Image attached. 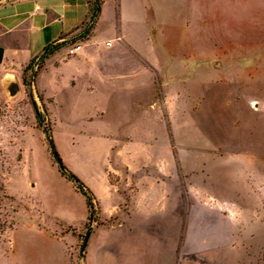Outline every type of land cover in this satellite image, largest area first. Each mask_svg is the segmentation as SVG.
I'll return each instance as SVG.
<instances>
[{"label": "rangeland", "instance_id": "374dc122", "mask_svg": "<svg viewBox=\"0 0 264 264\" xmlns=\"http://www.w3.org/2000/svg\"><path fill=\"white\" fill-rule=\"evenodd\" d=\"M140 12V22L123 21L124 40L107 46L106 39L116 37L117 30L112 5L106 2L87 50L99 62L117 60L122 50L133 52L127 45L133 38L145 55L135 54L129 61L144 63L149 56L151 65H162L156 74L165 75L166 101L155 109L165 114L168 134L165 140L155 135L149 141L170 143L181 163L182 242L191 241L190 185L195 182L201 204L206 187L218 198L208 219L215 228L205 229L203 213L197 219L201 229L193 234L226 242L229 233L230 242H238L239 204L253 211L255 202L259 210L264 203V193L254 190L256 184L264 188V0H146ZM86 26L53 44H64L56 58L71 57L69 48L87 38H76ZM70 62L53 69L49 60L41 72L40 59L20 67L0 65V264L105 263L100 242L110 240L106 226L112 217L99 216L95 200V220H87L86 199L61 175L43 128L51 127L64 165L89 189L97 188L110 165L111 147L125 139L102 130L111 105L93 98L87 80L72 85L67 78L57 79L72 69ZM9 80L20 84L12 96L6 89ZM105 88L99 83L100 90ZM197 154L200 159L194 161ZM109 179L114 182L115 176ZM243 180L246 196L239 200ZM112 232L113 242L126 241L125 231Z\"/></svg>", "mask_w": 264, "mask_h": 264}, {"label": "crops", "instance_id": "0c3cea01", "mask_svg": "<svg viewBox=\"0 0 264 264\" xmlns=\"http://www.w3.org/2000/svg\"><path fill=\"white\" fill-rule=\"evenodd\" d=\"M106 2L112 5L117 30L116 37L106 39L107 46H114V39L124 40L121 31L123 21L132 19L140 22L141 7L146 5V0H101V10L93 31L79 43L80 49L70 54L69 58H56L63 49L58 48L44 59L40 69V72L43 71L49 60L53 61L54 69L60 62L66 65L75 58L70 62L72 69H66V75H57V79L61 76V81L65 82L67 78L72 85L80 84L82 79L87 80L93 98L111 105L108 119L100 124L102 130L108 134L123 135L125 139L124 143L111 147L110 165L104 168L101 181L95 183L97 188L95 185L90 188L98 204L99 216L112 217V222L106 226L111 230L110 240L100 242V258L105 260L104 264H264L262 200L260 210L255 208L257 202L253 211L239 204L238 242H230L229 233L226 242H213L209 237L198 239L193 234L201 229L198 216L205 214L206 230L215 228L208 219L212 220L214 216V200L218 197L206 187L202 196L205 202L201 204V192L196 182L190 185V194L194 199V217L189 225L191 241L182 242L181 163L170 143L164 141L154 145L149 141L150 136L155 135H161L165 140L168 134L165 114H159L155 109L156 105H164L166 101L165 75L162 73L161 79L156 74L163 71L160 69L162 65H151L148 55L144 63L129 61L134 59L135 54L136 58L144 54L133 38H129L130 43L127 42L133 52L122 50L117 60L108 57L106 62H99L87 50L96 34ZM88 19L87 0H0V46L3 48L0 65L20 67L30 62L41 54L45 46L66 40ZM144 55L141 58L144 59ZM99 83L107 88L100 90ZM102 110L98 109L101 116L104 115ZM133 139L137 141L132 143ZM198 157L197 154L194 161ZM198 165L202 166L197 162ZM110 174L115 176L114 182L109 179ZM246 189L247 182H239V200L246 196ZM254 190L264 193L262 185L256 184ZM222 198L225 200L223 203L229 206L228 198ZM199 206L203 207L201 214L198 213ZM226 219L229 222V218ZM116 229L126 232L125 242H113L112 231Z\"/></svg>", "mask_w": 264, "mask_h": 264}, {"label": "trees", "instance_id": "16d2710c", "mask_svg": "<svg viewBox=\"0 0 264 264\" xmlns=\"http://www.w3.org/2000/svg\"><path fill=\"white\" fill-rule=\"evenodd\" d=\"M88 6H89V19L87 22H85L87 24V26L83 29V31L76 37L77 39H80L81 37H83L85 39V36H87V38L90 36L91 34V30L94 27V23L100 13L101 10V0H87ZM83 23V24H85ZM86 38V39H87ZM64 44L63 42L55 47H53V43L48 44L47 46H45L43 48V51L41 52V54H39L38 56L34 57L33 59H31L30 62H32L33 60H39L40 62H44V59H46L50 54H52L56 49L62 47ZM52 46V47H51ZM40 66V65H39ZM38 66V67H39ZM37 67V68H38ZM39 69V68H38ZM38 69L35 70V73L37 74ZM37 71V72H36ZM35 74V75H36ZM35 113H36V118L39 120L40 123L43 122V115L42 112L38 111V109H35ZM45 134H46V139L48 141V145L50 147L51 153L53 155L54 161L57 163L59 171L61 173V175H63L65 178H67L69 181L73 182L76 186V189L82 193V195L85 197L86 199V204H87V208H88V217L87 220L93 222L94 219V201H95V197L93 192L73 173L71 172L63 163L57 149L54 143V140L52 138L51 135V127L49 128H43Z\"/></svg>", "mask_w": 264, "mask_h": 264}, {"label": "water", "instance_id": "95a60500", "mask_svg": "<svg viewBox=\"0 0 264 264\" xmlns=\"http://www.w3.org/2000/svg\"><path fill=\"white\" fill-rule=\"evenodd\" d=\"M2 58H3V48L0 46V63L2 62ZM6 89L8 91V94L12 96L19 91L20 87L18 82L14 80H9L6 84Z\"/></svg>", "mask_w": 264, "mask_h": 264}, {"label": "built area", "instance_id": "2783aa9c", "mask_svg": "<svg viewBox=\"0 0 264 264\" xmlns=\"http://www.w3.org/2000/svg\"><path fill=\"white\" fill-rule=\"evenodd\" d=\"M81 45L80 44H74L72 45L69 50H68V53L69 54H74L76 53L79 49H80Z\"/></svg>", "mask_w": 264, "mask_h": 264}]
</instances>
